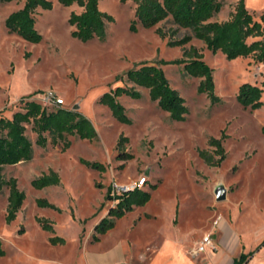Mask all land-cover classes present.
Instances as JSON below:
<instances>
[{
  "label": "rangeland",
  "instance_id": "rangeland-1",
  "mask_svg": "<svg viewBox=\"0 0 264 264\" xmlns=\"http://www.w3.org/2000/svg\"><path fill=\"white\" fill-rule=\"evenodd\" d=\"M52 1L53 8L35 13L42 34L35 43L6 25L8 15L24 0L0 3V117H12L23 109L24 99L52 90L63 99V107L84 114L96 133L86 138L67 134L69 147L64 140L53 143L47 133V144L40 145L32 125L27 126L32 157L0 167L4 178H17L25 192L12 221L6 218L9 185L0 192V238L6 250L0 264H228L238 252L249 254L246 264H264V104L251 109L237 100L243 82L263 84L264 63L251 55L229 59L222 51L215 53L171 17L151 27L138 22L133 30V0H100V8L114 20L107 22L105 40L83 41L72 34L69 22L71 12L83 8ZM245 1L260 19L264 0ZM222 2L212 20H227L238 0ZM187 34V43L170 44ZM191 45L214 68L220 102L213 103L198 90L201 77L173 61ZM145 61L161 65L186 99L185 119H172L143 86H136L140 97H117L125 106L126 121L99 101L117 86H132L118 77ZM122 136L128 140L120 145ZM222 136L226 157L220 165H211L200 151L217 155L209 139ZM83 160L101 162L105 168ZM51 169L60 174L59 184L32 185L34 178ZM142 177L146 181L138 190L148 191L150 197L130 208L119 206L115 186L131 185ZM221 183L228 191L219 201L215 187ZM39 198L55 207L40 205ZM105 218L108 221L100 225ZM224 220L230 225L222 229L216 252ZM208 233L216 248L194 254ZM56 236L65 241L52 242Z\"/></svg>",
  "mask_w": 264,
  "mask_h": 264
},
{
  "label": "trees",
  "instance_id": "trees-1",
  "mask_svg": "<svg viewBox=\"0 0 264 264\" xmlns=\"http://www.w3.org/2000/svg\"><path fill=\"white\" fill-rule=\"evenodd\" d=\"M11 1L20 0H0V3ZM122 1L126 2L127 0ZM133 1L137 4L136 18L131 26L133 30L137 29L138 22L151 27L171 17L174 23L190 28L194 36L203 40L207 47L215 53L222 51L229 59L251 55L257 62L264 63V12L260 19H256L245 0H238L234 11L224 21L211 19L222 9V0ZM59 2L63 5L76 3L83 8L80 12L72 11L69 17L70 24L74 26L72 30L74 36L83 41L93 38L106 39L107 22L114 20V16L100 8V0H59ZM38 8L51 9L53 8V1L24 0L23 6L13 10L6 18L9 31L17 33L27 41L39 42L42 34L36 25L35 13ZM158 32L165 35V32L160 28H158ZM190 39L191 35L187 34L181 39L171 40L170 44L183 45ZM173 61L184 63L189 74L202 78L198 90L206 93L213 103L221 101V97L216 92L214 68L204 59L202 52L196 46L191 45L190 48H185L183 56ZM118 78L133 83V85L117 86L114 90L104 93L99 101L108 104L113 113L121 120L126 121L128 118L125 114V106L117 97L122 94L140 97L142 94L140 90L136 89V86L148 88L150 98L157 101L162 109L168 111L172 119L183 120L186 118L188 111L186 99L177 88L172 86L161 65L145 61L129 69ZM263 92L264 82L262 85L243 82L239 86L237 100L245 108L256 109L264 104ZM29 124L37 133L36 141L40 145L47 144L49 140L47 133L51 135L53 143L64 140L65 147L70 146V140L66 139L67 134H77L81 138H86L96 133L91 121L79 110L66 108L62 105H53L52 108H48L36 98L24 99L23 109L15 111L12 117H0V167L6 164H16L32 157L33 142L27 135ZM262 130L264 132V125ZM224 136L220 138L210 137L209 139V143L215 146L217 155L207 150L200 151L207 163L220 165L225 159ZM125 140H128V137L122 136L120 145ZM83 161L96 168H105V165L98 161ZM60 182V174L51 169L49 172L34 178L32 185L43 188ZM5 185H9L6 218L8 221H12L24 202L25 192L19 188L17 178L12 177L6 180L0 171V192ZM138 189L135 188L131 193L120 194L118 196L121 198L119 206L126 205L130 208L132 203H141L150 197L148 191H139ZM38 203L55 207L46 198H39ZM118 210L120 213L123 212L122 209ZM105 221H108L107 218L100 225ZM109 225H113V222L111 221ZM99 226L97 229L100 228ZM99 230H105V227ZM50 239L54 243L65 241V238L61 236ZM5 253L6 250L0 238V255ZM248 257L249 254L241 253L234 258L232 264H244Z\"/></svg>",
  "mask_w": 264,
  "mask_h": 264
},
{
  "label": "built area",
  "instance_id": "built-area-1",
  "mask_svg": "<svg viewBox=\"0 0 264 264\" xmlns=\"http://www.w3.org/2000/svg\"><path fill=\"white\" fill-rule=\"evenodd\" d=\"M38 100H41V102L45 105H62L63 104V99L54 91H48L43 95H40L39 98H36ZM146 181V177H142L140 178L139 181L134 182L131 185H123V186H115V191L119 192V194H121L123 192L129 191V190H134L135 188H139L140 186H142L144 184V182ZM215 242L214 239L212 237V233H208L205 234L202 237V240L200 241L199 245L197 246V248L194 250V254H197L201 251H206L207 249H215Z\"/></svg>",
  "mask_w": 264,
  "mask_h": 264
},
{
  "label": "crops",
  "instance_id": "crops-1",
  "mask_svg": "<svg viewBox=\"0 0 264 264\" xmlns=\"http://www.w3.org/2000/svg\"><path fill=\"white\" fill-rule=\"evenodd\" d=\"M229 225H230V223H229L227 220L221 221L220 224H219V233H218L217 236H216V241H217V243H218V250H217L216 252L219 251V248H220V245H221V242H222V239H223V238H222V233H223L222 229L224 228V226H228V227H229ZM232 231L235 232L234 229H232ZM235 234H236V236L238 237V235H237L236 232H235ZM240 254H241V253L238 252V253L234 256V258L238 257ZM234 258H231V257H230V258H229V263H228V264H232L233 261H234ZM248 262H249V261L247 260V261H245L244 264H246V263H248Z\"/></svg>",
  "mask_w": 264,
  "mask_h": 264
},
{
  "label": "water",
  "instance_id": "water-1",
  "mask_svg": "<svg viewBox=\"0 0 264 264\" xmlns=\"http://www.w3.org/2000/svg\"><path fill=\"white\" fill-rule=\"evenodd\" d=\"M227 187L221 183L215 187V195L217 200H224L227 197Z\"/></svg>",
  "mask_w": 264,
  "mask_h": 264
}]
</instances>
